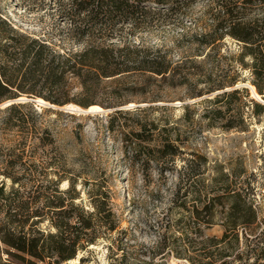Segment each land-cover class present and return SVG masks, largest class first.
<instances>
[{"label": "trees", "instance_id": "obj_1", "mask_svg": "<svg viewBox=\"0 0 264 264\" xmlns=\"http://www.w3.org/2000/svg\"><path fill=\"white\" fill-rule=\"evenodd\" d=\"M192 1L70 0L63 16L78 48L68 51L13 33L0 14V104L28 94L55 105L103 106L90 98L107 93L158 102L169 88L184 87L191 97L223 89L205 99L201 117L208 127L244 128L242 97L248 96V87L224 88L234 86L247 70L241 82L249 80L264 101V0H202L199 13L188 8ZM165 25H182L173 35L180 48L177 55L173 47L143 38ZM227 38L235 41L236 51L222 49ZM200 82L204 86L198 89ZM250 101L254 114L264 111L261 101ZM182 107L179 119L192 122L195 108ZM167 108L149 104L114 110L106 127L128 128L126 140L137 146L146 164H172L176 157L183 161L173 200L177 216L172 223L167 220L155 253L191 264L224 263L230 250L239 249L238 229L255 221L257 212L241 185L229 178L232 174L218 169L208 175L207 157L193 149L184 156L177 122L167 114L150 116ZM42 114L34 101L0 107V264H62L117 226L105 185L96 182L94 189H87L91 210L76 201L77 177L66 167ZM119 118L124 122H117ZM65 180L68 186L62 189ZM218 215L225 227L219 239L205 234L217 224ZM228 236H234V244L219 247ZM235 257L240 259L239 250Z\"/></svg>", "mask_w": 264, "mask_h": 264}, {"label": "rangeland", "instance_id": "obj_2", "mask_svg": "<svg viewBox=\"0 0 264 264\" xmlns=\"http://www.w3.org/2000/svg\"><path fill=\"white\" fill-rule=\"evenodd\" d=\"M69 2L0 0V14L14 29L13 33H22L45 41L57 50L68 51L78 48L68 33L69 23L63 16ZM188 8L193 13H199L203 1L193 0ZM181 29L182 25H165L161 30L144 33L143 38L145 42L173 47L171 52L177 55L180 48L175 46L173 35ZM224 42L226 46L223 50H237L235 41L227 38ZM247 74V70H242L237 83L224 88L248 87V96L242 97L246 104L242 106L246 125L230 130L218 125L208 127L206 119L201 117L208 104L205 99L212 98L223 89L191 97L184 87L169 88L163 92V100L158 102H142L143 99L134 95L116 98L111 94L98 93L89 101L103 103V106L99 105L100 110H91L89 106L74 102L55 105L28 94L18 97L22 100L15 102L34 101V107L43 112L42 119L52 130L57 150L63 155L70 174L77 177L76 190L80 198L76 201H81L91 210L87 189H94L97 182L110 190L117 223L115 230L102 234L94 244L78 250L75 260L62 264H191L183 258L173 255L161 257L155 253L166 230L167 220L170 218L172 223L177 216L173 200L184 172L182 159L176 157L174 163L162 166L153 161L146 164L143 155L136 152L137 146L126 140L129 139L128 128L109 131L106 127L114 110L126 111L137 105L144 107L149 104L168 106L165 110L155 109L150 116L157 118L167 114L171 121L177 122L185 142L184 156H189L188 152L193 149L207 157L208 175H213L218 169L232 174L229 178L241 185L247 201L257 212L255 221L237 231L240 259L235 257L238 250H230V255L224 257L222 260L225 262L221 264H264V111L254 114L250 101L255 100L249 88L251 84L249 80L241 82ZM203 86V82L196 84L198 89ZM184 104L195 108L197 114L192 122L179 119L184 113ZM46 107L50 109L46 110ZM125 121L131 124V120ZM117 122L124 120L119 118ZM233 174L237 177L234 178ZM84 181H89L88 187L83 186ZM67 186V180L60 184L62 189ZM183 190L180 189L179 195ZM223 221V216L218 215L217 224L206 229L205 234L221 238L225 231ZM233 244L234 236H228L219 247H231ZM2 258L6 259L4 253Z\"/></svg>", "mask_w": 264, "mask_h": 264}, {"label": "bare ground", "instance_id": "obj_3", "mask_svg": "<svg viewBox=\"0 0 264 264\" xmlns=\"http://www.w3.org/2000/svg\"><path fill=\"white\" fill-rule=\"evenodd\" d=\"M249 88H250V91H251V94H252L253 97H256L257 99H261V96L256 92V90H255V88H254L253 85H249ZM38 100L42 101L41 98H39ZM89 108H90L91 110H100V109H102L99 105H96V104H95V105H90ZM75 259H76V258L71 259V260L73 261V260H75ZM71 260H70V261H71Z\"/></svg>", "mask_w": 264, "mask_h": 264}, {"label": "water", "instance_id": "obj_4", "mask_svg": "<svg viewBox=\"0 0 264 264\" xmlns=\"http://www.w3.org/2000/svg\"><path fill=\"white\" fill-rule=\"evenodd\" d=\"M253 98V97H252ZM255 100H258V101H261L263 104H264V102L262 101V99H257L256 97L254 98ZM17 100H22V99H19V98H16V99H12V100H7V101H5L4 103H1L0 104V106L1 105H3V104H9V103H11V102H15V101H17Z\"/></svg>", "mask_w": 264, "mask_h": 264}]
</instances>
